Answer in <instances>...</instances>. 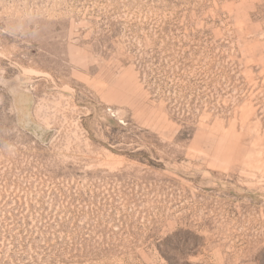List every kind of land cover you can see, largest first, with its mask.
I'll list each match as a JSON object with an SVG mask.
<instances>
[{"label":"rangeland","instance_id":"obj_1","mask_svg":"<svg viewBox=\"0 0 264 264\" xmlns=\"http://www.w3.org/2000/svg\"><path fill=\"white\" fill-rule=\"evenodd\" d=\"M0 264H264V0H0Z\"/></svg>","mask_w":264,"mask_h":264}]
</instances>
